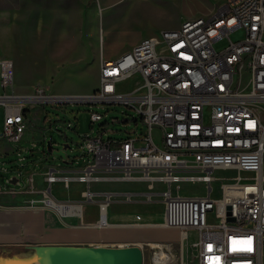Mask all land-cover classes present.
I'll return each instance as SVG.
<instances>
[{
	"label": "built area",
	"instance_id": "obj_1",
	"mask_svg": "<svg viewBox=\"0 0 264 264\" xmlns=\"http://www.w3.org/2000/svg\"><path fill=\"white\" fill-rule=\"evenodd\" d=\"M131 80V89L123 87ZM13 83V62L0 58V140L10 143L21 142L28 126L25 113L38 104H123L135 115L108 120L106 114L90 111L92 130L76 144L79 155L71 157L73 163L82 160V168L74 176L48 169L41 191L22 186L23 155L29 150L17 151L18 164L10 168L14 186L4 177L8 169L0 161V194L39 192L41 206L62 204L74 207L67 215H77L79 205L57 201L50 193L54 184L66 189L71 182L144 185L149 192L126 193V200L142 195L151 203L153 197L161 198L160 225L178 229L182 242L195 235L190 242L195 264H262L264 0H226L211 16L184 20L114 59H102L98 88L89 95L58 96L37 87L33 95L20 96L13 92ZM118 121L140 123L141 131L104 137L117 132L108 128ZM96 123L99 129L94 131ZM216 170L237 172L231 182L221 184L218 199L211 197ZM242 172L251 174L242 177ZM180 183H201L206 194H174ZM157 184L164 187L159 193ZM97 195L88 188L81 193L83 202H93ZM103 195L96 225L109 227L111 194Z\"/></svg>",
	"mask_w": 264,
	"mask_h": 264
},
{
	"label": "rangeland",
	"instance_id": "obj_2",
	"mask_svg": "<svg viewBox=\"0 0 264 264\" xmlns=\"http://www.w3.org/2000/svg\"><path fill=\"white\" fill-rule=\"evenodd\" d=\"M218 8L225 4L226 0H218ZM217 1V2H218ZM73 3V2H72ZM216 4V2H215ZM76 8L78 11L83 8V18L81 26L76 30L75 35H72L75 43V49L69 55L63 50L68 40L66 29L61 27L55 38V44L50 45L49 51L40 54L41 62L38 63V69L34 72L23 67V60L27 59L30 54H35L33 51L37 48L36 35H24L20 39L22 51L16 57L17 72L15 64V74L23 83L31 85L36 83V87L45 89L48 94L58 96L72 95H89L92 94V88L98 87V80L94 75L96 55L99 53L100 47L106 55L118 52L121 49L130 50L135 44L142 39L160 35L164 30L175 29V25L187 19H196L208 17L203 10V2L201 0H77ZM216 9V10H217ZM240 32L232 35L233 38L239 37ZM221 43L215 45L218 47ZM54 52H50V50ZM127 50V51H128ZM14 55L10 58L14 61ZM22 61V63H20ZM20 66V67H19ZM15 82V76H14ZM40 82V83H37ZM133 80L130 83H122L123 87L128 89L133 87ZM34 89V91H35ZM3 91L0 89V94ZM31 93L30 95H33ZM29 94L26 96H30ZM39 110V111H36ZM97 111L106 114V119L125 118L123 113L134 116L135 113L126 109L123 104L112 105H90L76 103H44L35 105L31 109L29 123L24 131L21 146L23 149H32V156L40 165L36 168L42 169L48 166L49 161L46 157L55 160L54 165L59 162V157L53 155V151H60L63 145H68L65 154L68 157L78 156L79 143L81 136L91 132L89 112ZM40 117H43L42 119ZM41 119V120H40ZM3 123V107L0 106V133ZM71 124L68 128L67 124ZM99 129V123H96L93 130ZM108 129H112L114 133L108 132L104 137L111 136L114 138L126 137V131L136 129L141 131V124L135 125L133 122L117 123L111 125ZM157 140L156 132L153 133ZM50 143L51 153L47 152V156L42 152V143ZM47 150V147H46ZM48 151V150H47ZM25 156V155H23ZM26 157V156H25ZM27 158V157H26ZM28 159V158H27ZM1 161V159H0ZM2 162V161H1ZM3 164L7 168H11L18 164L16 155L8 156ZM73 167H79L82 160H77L71 163ZM251 174V173H248ZM247 173L242 172L241 176H247ZM10 178L12 173L8 174ZM237 175L235 170H216L213 176L216 178L212 183L211 197L218 199L221 197V184L231 182ZM264 175V171H262ZM22 186L25 185L24 178L21 179ZM99 186L107 189H123L119 200L113 198L108 210L124 212L125 210L138 215L139 221L148 222L156 227L146 226L142 229H150L156 236V239L150 240L144 246L142 252V264H157L155 262V254L159 258L163 256L160 250L168 254L170 261L167 264H195V250L191 247L190 242L195 239V235L191 234L190 242H182L178 229L158 227L163 221V205L161 198L153 197V202L146 203L145 197L142 195L131 197V202L126 200V193H146L149 192L144 185H123L115 182H107L99 184ZM180 188L174 190V194L181 196H202L206 194V189L201 183H180ZM41 187V186H40ZM67 190L61 183H56L52 186L53 191L60 196L74 195L81 190V186L71 183ZM125 189V190H124ZM164 187L155 185V191L160 192ZM3 198H6L5 196ZM117 202V203H116ZM70 204V202H63ZM121 203V204H119ZM30 206H32L29 203ZM5 205L0 204V207ZM52 207V206H51ZM123 222L124 220H118ZM172 231V232H170ZM158 245V247L152 244ZM38 245L28 246L26 250H18L11 247L0 246V264L6 258L14 256L16 258L32 259V264H36L34 247ZM159 252V253H158ZM26 255V256H25ZM34 258V259H33ZM262 264H264V255H262Z\"/></svg>",
	"mask_w": 264,
	"mask_h": 264
},
{
	"label": "crops",
	"instance_id": "obj_3",
	"mask_svg": "<svg viewBox=\"0 0 264 264\" xmlns=\"http://www.w3.org/2000/svg\"><path fill=\"white\" fill-rule=\"evenodd\" d=\"M201 1L203 2L205 14L209 13L207 16H211L218 10V0ZM76 2L77 0H0V58L10 59L13 62L15 76L13 92L15 94L20 96L30 95L36 87V83L31 85L23 83L15 74V64L17 72V61L15 58L20 55V50L22 51L20 39L24 35L29 34L36 35V39L38 38L37 48L33 51L36 55H28L29 57L23 60L24 63L20 61L26 71L28 69L29 72H34V70L38 69V63L41 62L40 56L49 51L50 45L55 44V38L61 27L66 29L68 38L63 51L69 55L75 49L72 35L77 34L75 29L81 26L84 13L83 8L78 11ZM180 24L181 22L176 24L175 28H178ZM127 50L121 49L118 52L106 55L103 47H100L99 53L93 61H96L94 69L96 79L98 80L99 77V67L102 59H114ZM50 52L53 53L54 50L52 49ZM11 54L14 55V61L10 58ZM97 88H92L91 90L95 91ZM30 113L28 111L25 113L27 123H29ZM40 118L42 119L43 117ZM41 143L42 152L47 156V152L49 151L46 150L44 140ZM25 150L20 142L10 143L0 140V159L2 162L10 155L17 156V151ZM28 150L25 153L28 159L25 161L22 174L24 175L25 186L29 185L36 191L46 188L44 177L48 169L55 170L58 175L74 176L77 175L84 164L82 163L79 167H73L71 157L65 154L64 159L59 157L60 160L55 166V160L47 156L46 159L49 161L48 166L40 170L38 169L37 173H35L40 162L35 161V158L32 156V149ZM3 166L6 167L5 165ZM7 169L8 171L4 177L9 178L12 186H14L16 180L10 178L8 174L12 172L10 168ZM29 177L30 181H27ZM107 182H90L87 185L71 182L80 185L81 190L74 195L68 194L65 197L55 193L51 187L50 193L57 201L70 202L80 206V211L77 215H67L74 212V207H63L62 204L58 205L56 203L54 206H50V208L41 206V195L39 192L0 194V204L5 205L0 207V246L26 250V247L33 245L108 247L140 245L142 252H144V246L150 240L156 239V236L152 233V230L142 229V227L153 226L148 222L137 220L139 218L138 215L128 210L124 212H117L116 210L110 212L108 210L110 202L106 209V216L110 226L98 227L96 225L99 217L98 204L99 201L103 200V194L109 193L111 194V201L113 198H117V201L123 190L116 188L107 189L99 186V184ZM119 184L132 185L130 183ZM86 188L100 195L94 197L93 202H83L81 193ZM4 196L6 198H3ZM30 201H34L32 206L29 205ZM121 219L124 221L119 222L118 220Z\"/></svg>",
	"mask_w": 264,
	"mask_h": 264
},
{
	"label": "water",
	"instance_id": "obj_4",
	"mask_svg": "<svg viewBox=\"0 0 264 264\" xmlns=\"http://www.w3.org/2000/svg\"><path fill=\"white\" fill-rule=\"evenodd\" d=\"M51 151L50 143H46ZM68 145L52 154L62 159ZM36 264H142L143 255L140 245L131 246H74L38 245L34 247ZM32 259L11 257L2 264H32Z\"/></svg>",
	"mask_w": 264,
	"mask_h": 264
},
{
	"label": "bare ground",
	"instance_id": "obj_5",
	"mask_svg": "<svg viewBox=\"0 0 264 264\" xmlns=\"http://www.w3.org/2000/svg\"><path fill=\"white\" fill-rule=\"evenodd\" d=\"M152 226H153V227H156L155 225H152ZM158 227H160V226H158ZM172 229H175V228H172ZM152 245L155 246V247H158V245H156V243H155V244H152ZM158 253H159V252H158ZM160 253L162 254L163 258L160 259L159 256H158V254L156 253V254H155V262H156L157 264H167V263L170 261L168 254L165 253V252L162 251V250H160ZM25 256H26V255H25ZM33 259H34V258H33ZM170 262H171V261H170Z\"/></svg>",
	"mask_w": 264,
	"mask_h": 264
}]
</instances>
